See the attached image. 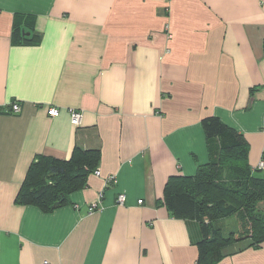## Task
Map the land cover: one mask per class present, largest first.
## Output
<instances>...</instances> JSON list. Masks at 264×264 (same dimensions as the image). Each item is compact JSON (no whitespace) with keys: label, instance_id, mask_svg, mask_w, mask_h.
<instances>
[{"label":"crops","instance_id":"obj_1","mask_svg":"<svg viewBox=\"0 0 264 264\" xmlns=\"http://www.w3.org/2000/svg\"><path fill=\"white\" fill-rule=\"evenodd\" d=\"M208 119L264 177V0H0V264H198L200 223L163 199L210 164ZM76 150L100 176L51 212L17 203L37 157ZM215 264H264V243Z\"/></svg>","mask_w":264,"mask_h":264},{"label":"trees","instance_id":"obj_2","mask_svg":"<svg viewBox=\"0 0 264 264\" xmlns=\"http://www.w3.org/2000/svg\"><path fill=\"white\" fill-rule=\"evenodd\" d=\"M18 33V30L16 31ZM32 33H24L30 40ZM35 36L29 42H38ZM211 162L194 177H172L163 204L173 217L200 223L198 264H215L222 250L235 244L258 247L264 243V177L256 176L248 164V147L239 135L215 119L205 121ZM97 151H74L69 160L39 156L32 163L17 196V203L51 212L70 202V194L85 184L96 170ZM236 217L239 229L225 234L214 224Z\"/></svg>","mask_w":264,"mask_h":264},{"label":"built area","instance_id":"obj_3","mask_svg":"<svg viewBox=\"0 0 264 264\" xmlns=\"http://www.w3.org/2000/svg\"><path fill=\"white\" fill-rule=\"evenodd\" d=\"M20 105L18 103H11L7 108H6V112H10V113H14V114H18L20 112ZM70 116H71V120L74 126H80L82 123V119H83V113L80 110H75V109H70L69 110ZM48 114L51 117H58L60 115V110L57 107H50L48 109ZM257 170L260 172L264 173V160H261ZM95 175L100 176L101 172L100 170H96L95 171ZM114 180V178H110L109 181ZM126 202V196L125 195H121L118 199V204L119 205H124ZM139 203L141 204L142 201H139ZM94 211V208L91 209V212ZM44 264H50L49 262H45Z\"/></svg>","mask_w":264,"mask_h":264},{"label":"rangeland","instance_id":"obj_4","mask_svg":"<svg viewBox=\"0 0 264 264\" xmlns=\"http://www.w3.org/2000/svg\"><path fill=\"white\" fill-rule=\"evenodd\" d=\"M259 207L264 211V201L260 203ZM214 225L221 228L225 234H229L239 229V220L236 217H229L217 220Z\"/></svg>","mask_w":264,"mask_h":264}]
</instances>
